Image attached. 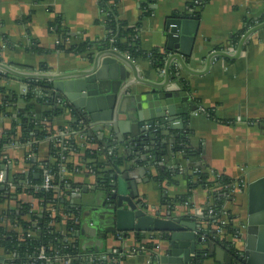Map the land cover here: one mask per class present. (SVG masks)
<instances>
[{"label":"crops","instance_id":"crops-1","mask_svg":"<svg viewBox=\"0 0 264 264\" xmlns=\"http://www.w3.org/2000/svg\"><path fill=\"white\" fill-rule=\"evenodd\" d=\"M188 1L155 0L151 6V15L142 17L143 11L136 0H120L116 11L118 18L126 23L128 28L136 31V38L143 52L153 49L167 51V46H174V42L170 43L167 37L168 28L165 25L167 18L183 17L190 20L191 23L185 25V31L192 39H184L179 49L172 50L173 53L176 51L178 55H181L186 62V68L182 67L181 70V83L175 84L171 81L167 88L170 91L186 92L193 105L210 110L218 120L229 122L221 123L197 112L193 113L187 120V129L184 130L191 133L192 147L200 146L201 153L198 158L192 160L169 155L163 161L162 168L176 169L179 173L173 183H168L166 180L157 181L155 178L159 172L154 171V165H126L119 168V171L121 176L125 177L128 191H131L132 183H134V200L147 210L163 212L166 209L163 207H167L172 209L179 218L197 222L202 243L206 245L200 252L197 253L196 250L189 264H226V257H231V264H241L238 257L242 255L246 245L245 227L242 226L241 221H245L250 207L259 209L264 204V185L259 186L252 195L248 192V185L264 176V0H206L200 5V9L197 8L199 12L197 17H193L197 11L188 5ZM31 11L33 13L30 21L21 23L20 20ZM56 18L60 19L65 34H68L69 43H77L84 39L103 40L105 37V25L98 7V0H0V63L15 71L35 75L79 74L87 70L99 51L83 54H68L61 51L37 54L31 51L34 43L48 49L55 47L58 39L56 35L49 32L48 24ZM247 24L253 26L246 30ZM260 24L261 27L246 37L242 51L237 57L233 59L217 57L208 66V56L213 51H223L228 56H235L239 42L237 46H234L231 40L245 30L241 40L248 30ZM3 37L6 38L7 45L3 42ZM121 54L133 63L130 67L123 64L122 60H116L129 73L128 80H132L134 71L146 82L155 84L164 82V77L155 70L148 58L133 60L126 54ZM40 65L45 66L44 72L38 70ZM116 75L114 71L108 70L102 80H113L117 77ZM16 78L20 77L16 76ZM72 80L76 82L80 79L72 78ZM3 84L7 89L20 94L22 82L18 79L6 80ZM139 90H147V88L138 86L135 92L134 89L131 90V94L134 96ZM102 91L106 92L105 87ZM63 99L68 109L53 119L52 127L55 130L69 127L73 122V112L90 125L89 130L94 135L109 137L113 147L126 146L141 133L150 130L148 126L141 127L133 138L128 134L125 137L120 133L122 142L119 143L113 130L109 131L102 123H93L90 119L92 116H106V111L103 109L105 105L101 101L95 102L90 97L88 104L93 112L82 114L85 112L84 107L80 112L71 105L69 100L65 97ZM124 103L131 115L136 117V101L126 97ZM181 105L184 109L190 108L188 102ZM143 106L142 111L147 112V106ZM16 108L18 110L24 108L22 99L17 101ZM36 110L39 111V108L37 107ZM9 126V119L0 117V133ZM100 127L101 130H99ZM151 129L157 131L158 126ZM184 130L182 132L167 130L165 135V130L162 129L159 131L162 144H166L171 149ZM75 141L81 149L92 148V145L87 144L79 135ZM113 142L117 144L113 145ZM3 151L6 177L11 178L27 169L24 159L25 147L7 146ZM38 156L39 158L48 157L45 142L40 144ZM68 162L80 168L79 171H65L61 175L64 180L72 184L65 198L69 201L71 208L73 206L78 210L80 205H84V200L79 196L80 188L87 187V196L93 197L99 192L92 191V188L99 187L93 175L83 167L82 150L72 154ZM202 163L218 174L233 180L237 186L240 185L239 188L231 186L227 195L229 201L224 202L222 206L224 221L221 223L228 222L227 218L230 217L231 223L233 222L238 228L240 234L238 241L229 236L224 238L234 248L224 244L221 238H218L216 242H207V233L215 231L218 234L217 225L207 221L199 224L197 221L202 217L197 216L196 213L203 212L209 206L210 196L207 190L201 187L190 192L183 174L195 173ZM114 174L116 171L112 175ZM187 193L191 194L185 201L173 202L175 198ZM17 202L29 204L33 211L40 209L38 202L24 193L19 195L17 200L9 199L0 203V214L13 208ZM86 204H89V200H86ZM91 227L92 224H86L85 235L77 239L84 252L81 258L88 262L94 254L104 258L105 254L111 251L113 253L119 251V258L114 260L118 264H178L169 262L168 259L166 262H161L159 260L161 255L152 253L155 250V243H162L163 239L160 237H147L154 244H150V249L144 250V239L143 242H138L130 237L117 239L108 234L102 238L101 232ZM209 244H212V247H208ZM261 244L264 246V243ZM164 246L165 243L162 244V249ZM95 247L97 251H93ZM227 248L230 249L229 252ZM0 257L7 259L1 249ZM84 262L78 264H90ZM252 264H264V260L255 258Z\"/></svg>","mask_w":264,"mask_h":264},{"label":"trees","instance_id":"trees-1","mask_svg":"<svg viewBox=\"0 0 264 264\" xmlns=\"http://www.w3.org/2000/svg\"><path fill=\"white\" fill-rule=\"evenodd\" d=\"M119 1L98 0L99 10L104 15L105 37L103 40L91 41L84 39L77 43H69L68 34H65L60 19L56 18L48 24L49 32L56 35L58 39L55 47L48 49L34 43L31 51L37 54H49L52 51L83 54L112 48L119 53L126 54L133 60L148 58L155 68L162 67L167 54L166 50L153 49L149 52L140 50L136 31L133 28H128L127 24L118 18L116 8ZM136 1L143 11L142 17L151 15V6L155 0ZM188 5L196 9L195 11L201 8V6H195L193 0H189ZM32 13L31 11L24 16L20 22L28 23ZM198 14V11L195 12L193 17H197ZM252 26V24H247L246 30ZM244 31L242 30L231 40L232 45L237 46ZM3 42L6 43L4 37ZM38 70L44 72L45 66L40 65ZM9 79H18L25 83L27 85L26 93L17 94L7 89L3 82ZM51 89V81L49 80L16 78L12 74L0 71V117L8 118L10 121L9 128L2 130L0 133V169L1 165L5 163L3 156L5 147L10 145L26 146L29 144L28 150L25 149V156L27 153H32L34 157L25 162L28 166V174H15L11 178L7 177V180L14 185H18L20 180L27 178L31 183L39 184L41 182L40 176L47 170L52 175V184L58 188V190L48 192H35L33 190L22 191L18 187L11 193L7 183L0 189V203L9 200L10 197L17 200L19 195L26 193L38 202L40 208L38 211H33L29 204L17 202L13 208L0 214V249L2 254L7 257V259L2 260L3 264H44L43 261L35 259L41 247L45 249V254L51 258V264H65L66 255L70 258L69 264H78L82 261H85L84 263L88 262V260L81 258L84 252L75 238V231H77L79 225L78 211L71 208L69 201L65 198V195L70 192L68 188L72 184L68 180H64L60 174L62 167L65 171L80 170L78 166L68 162V158L72 154L79 153L82 150L83 167L93 175L98 187L110 191V184L113 182L111 175L121 167L126 165H154V171L158 170L159 172L155 178L157 181L166 180L168 183H173L179 173L176 169L167 170V168H162L163 161L169 155L192 160L198 158L201 153L200 146L192 147L189 131L180 134L171 149L166 144H162L159 132L154 129L144 131L126 146L113 147L109 137L94 135L87 127L88 123L75 112L72 113L73 122L69 127L55 130L52 127L53 119L66 112L68 108L63 98L50 93ZM19 99H22L24 103L22 110L16 108ZM57 99L60 102H57ZM37 107L39 111L36 110ZM7 109H10V111H7ZM206 113L209 114L208 118L210 119L221 123L229 122L218 120L210 110H206ZM72 132L81 136L87 144L92 145V148L81 149L75 141L77 134H69L66 137L57 136V133ZM44 142L48 148V157L39 158V146ZM183 179H185L190 192L201 187L209 193L210 204L203 211L202 218L197 220L198 223L207 221L217 225V228H223L221 234H217L215 231L207 233V242H216L218 238H221L224 244H229V247L234 248L224 238L226 236L233 238L234 235H239L238 228L234 226L233 222L231 223L230 217L227 218L228 222L224 224L221 222L224 221L222 206L224 202L229 201L227 195L231 185L235 182L222 174H218L203 163L195 173H184ZM60 192L63 195H60ZM190 194L187 193L177 197L173 202L185 201ZM49 206L55 209L54 214L50 213ZM208 210H211V213L208 214ZM11 225L15 227H11ZM127 237L138 242L145 240L144 250L150 249V244H154L153 241L141 234H131ZM118 258L119 251L114 253L111 251L105 254L104 258H101L99 254H94L92 260L88 263L118 264L114 262Z\"/></svg>","mask_w":264,"mask_h":264},{"label":"water","instance_id":"water-1","mask_svg":"<svg viewBox=\"0 0 264 264\" xmlns=\"http://www.w3.org/2000/svg\"><path fill=\"white\" fill-rule=\"evenodd\" d=\"M190 23V20L183 17L167 18L165 20V25L168 28V40L170 43L174 42V46H167V54L162 67L155 68L153 66L165 79L160 84L146 82L140 79L134 71L132 72V80H128L129 73L116 60H122L123 64L130 65V67L133 66V63L112 48L99 50L92 65L87 70L79 72V74L35 75L15 71L1 63L0 70L20 78H37L51 81L52 89L50 93L60 98L65 97L80 112L84 107L85 112H82V114L93 112L88 104L90 97L95 102L100 103L101 101L105 105L103 109L106 111V116H92L90 119L93 123H102L109 131L113 130L119 143L122 142V138L119 136L120 133L125 137L128 134L133 138L138 129L144 126H148L149 129L158 126L157 131L164 129L165 135L168 132L167 130L182 132V130L187 129V120L196 112L198 107L193 105L186 92L170 91L167 86L171 81L175 84L181 83V70L182 67L186 68V62L181 55H178L176 51L173 53L172 50L179 49L184 39H192L185 31V25ZM258 27H261V24L248 30L242 37L235 56H228L219 51L210 53L208 66L217 57L230 59L237 57L242 51L246 37ZM108 70L117 73V77L113 80H102ZM72 78H79L80 80L75 82ZM138 86H146L147 90H139L133 96L131 90L134 89L135 92ZM104 87L106 89L105 93L102 91ZM126 97L136 101V117H133L127 109L124 103ZM184 102H188L190 108L184 109L181 105ZM143 105L147 106V112L142 111ZM101 129L100 127L99 130ZM117 142H113V145H116ZM1 169L5 171V166L1 165ZM36 177L38 176L36 175ZM111 178L113 179L110 184L112 191L93 187L92 191L97 190L99 193L93 197H88L87 187L80 188L81 193L79 196L84 200V205H80L79 209H76L79 214V225L75 233L76 239L85 235L84 227L86 224H92L95 231L101 232L102 238L107 234L117 239L126 238L131 234H141L146 238L160 237L163 239L162 243H155V250L152 253L160 254L159 260L161 262H166L168 259L169 262L178 264H189L191 257L195 256L196 250L198 253L206 245L202 243V237L197 230L195 220L179 218L172 209H167V207H163V209L166 208L163 212L149 211L134 200V183H132L133 188L131 191H128L125 177L121 176L119 169L116 170V174L111 175ZM263 185L264 176L248 185L249 195H252L259 186ZM86 200H89V204H86ZM72 208L74 207L72 206ZM241 222L242 226L245 227L246 245L242 255L238 257V261L241 264H252L255 258L264 260V246L261 244L264 243V204L259 209L250 207L245 221ZM164 243L165 246L162 249L161 246ZM208 247H212V244H209ZM167 248L168 251H166ZM226 250L230 251L229 248ZM93 251H97L96 247ZM93 251L89 252L92 253ZM167 254L168 257L166 258ZM2 260L3 258L0 257V261ZM225 262L231 264V257H226Z\"/></svg>","mask_w":264,"mask_h":264},{"label":"built area","instance_id":"built-area-1","mask_svg":"<svg viewBox=\"0 0 264 264\" xmlns=\"http://www.w3.org/2000/svg\"><path fill=\"white\" fill-rule=\"evenodd\" d=\"M204 2H206V0H193V4L195 6H197V7H199ZM100 13H101V15L103 17V20H104V15L102 14L101 11H100ZM214 52H216V51H213L211 53H214ZM219 52H223V51H219ZM26 91H27V85L25 83H22V88L20 90V93L21 94H24V93H26ZM57 102H60V100L57 99ZM196 112L199 113V114H201V115H203V116H206V117L209 116V114L206 113V110L204 108H202V107H198V109L196 110ZM87 127L90 128V125L88 124ZM69 134H77V133H75V132H72V133H57V136L66 137ZM10 146H15V145H10ZM28 146H29V144H27L26 146H23V147H25L26 151L28 150ZM32 157H34L32 153L31 154L27 153L24 159L26 161V160H29ZM5 163H6V161H5ZM5 163L2 164V165H4L5 168H6ZM27 170L28 169L23 170L20 174H28V171L29 170L28 171ZM64 172H65V169L62 167V169L60 170V174L62 175ZM40 178H41V182L39 184H33V183L29 182V180L27 178H24L23 180H20L19 181L18 185H14L11 181L7 180V177L5 176V171L2 170V169H0V189H2L3 186H5V184L8 183L7 184L8 185V189L10 190L11 193H13L18 187L22 191H25V190H33L35 192H38V191L48 192V191H51V190H58L57 186H55V185L52 184V175H51L50 172H48L47 170H45L42 173V175L40 176ZM231 186L232 187L235 186V188H239L240 187L239 184H238V186L236 184H233ZM59 194L60 195H63L62 192H60ZM26 195H28V194H26ZM28 196H30V195H28ZM10 199H13V198L10 197ZM48 208H49L50 213L51 214H54L55 209L53 207H51V206H49ZM209 213H211V210H208V214ZM202 214H203V212H201V211H199V212L196 213V215L197 216H200V217H202ZM13 227H15V226H13ZM217 231H218V234H221L223 232V228L218 227L217 228ZM238 233H239V231H238ZM239 237H240V234L239 235L236 234V235H234L233 239L235 241H238L239 240L238 239ZM65 258H67L66 261H65V264H68L69 263L68 261L70 260V258H68L67 255L65 256ZM35 259L36 260L43 261L44 264H51V261H50L51 258L45 254V249L43 247L40 248V251H39V253H38V255L36 256ZM90 260H92V258ZM0 264H3V262L0 261Z\"/></svg>","mask_w":264,"mask_h":264}]
</instances>
